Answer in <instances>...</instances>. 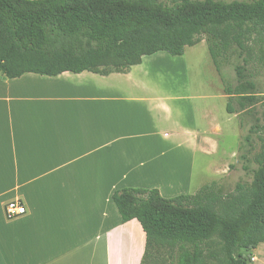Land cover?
<instances>
[{
  "label": "crops",
  "instance_id": "obj_1",
  "mask_svg": "<svg viewBox=\"0 0 264 264\" xmlns=\"http://www.w3.org/2000/svg\"><path fill=\"white\" fill-rule=\"evenodd\" d=\"M147 57L108 76L0 75V264H141L146 234L137 220L122 222L115 192L174 197L167 194L174 184L160 179L170 164L189 186L176 195H193L198 157L217 155L220 138L233 131L225 124L238 118L219 115L215 100L228 102L223 85L218 96L193 92L190 83L166 91L143 81ZM12 201L27 213L8 219Z\"/></svg>",
  "mask_w": 264,
  "mask_h": 264
},
{
  "label": "trees",
  "instance_id": "obj_2",
  "mask_svg": "<svg viewBox=\"0 0 264 264\" xmlns=\"http://www.w3.org/2000/svg\"><path fill=\"white\" fill-rule=\"evenodd\" d=\"M0 0V75L57 77L65 72L127 73L145 56H182L206 41L224 81L227 111L253 124L241 155L252 182L234 191L213 182L196 194L164 198L157 189L125 188L113 195L122 222L137 220L146 234L141 264L169 250L171 264H205L217 241L221 264H251L264 243V145L251 169L252 135L261 125L264 91L254 81L264 69V0ZM235 58L236 84L223 67ZM242 147V148H244ZM155 252V253H154ZM211 257H217L211 255Z\"/></svg>",
  "mask_w": 264,
  "mask_h": 264
},
{
  "label": "rangeland",
  "instance_id": "obj_3",
  "mask_svg": "<svg viewBox=\"0 0 264 264\" xmlns=\"http://www.w3.org/2000/svg\"><path fill=\"white\" fill-rule=\"evenodd\" d=\"M163 1L168 4H172V0ZM225 1L231 2L234 0ZM201 39L202 41L197 45L187 47L183 56H172L164 52L147 57L144 64L145 72L140 75V78L149 85L158 87L160 90L167 91L171 88H173V90H179L180 88L185 87L186 83H190L189 86L192 87L193 92L197 93L207 90L215 95H218L216 93H218V89L222 88V85L224 91V81L222 77L220 78V76L215 71L204 37ZM239 63L242 62L233 58L231 65H226L223 67L222 71L225 81L236 84V73L234 66ZM254 71L256 72L254 81L257 83L259 90L264 91V69L257 67L254 69ZM186 73L188 74L189 79L185 78ZM215 102L217 110H220L219 115L223 122L227 121L229 119L227 100L220 98L215 100ZM258 112L259 117L262 120L261 125L264 126V103L259 105ZM234 115H236L238 119L234 118L232 124H225L226 127H233V131L231 133L224 134V136L220 138L221 151L213 157H198V162L195 163L194 182H192L190 187V194H194L195 192L193 191L199 187H202L204 184L207 185L211 184L212 182H217L218 184L222 185L227 192L234 191L238 183L250 184L252 182V174L243 170L241 155L245 154L248 150V146H246V148L244 147L246 145L245 137L249 135V130L254 122L251 117L247 116L244 118L243 127H240L239 117L241 116H238L237 114ZM252 140L254 142V146L252 153L249 155V159L251 160L249 166L251 169H254L256 168L254 163L255 155L261 152L264 145V129H262L258 134L252 135ZM234 149L237 150V155H234V153L232 154ZM175 160L178 161L177 158H175ZM183 162H185V164L190 167V158L184 159ZM214 164L217 166H214ZM160 169H163L161 168V165ZM166 170L167 175L160 176V179H165L169 186L171 184L170 182H172L175 188L167 193L168 195L177 197V192L181 191L182 189L189 188L187 184H185V186L183 185L185 178L184 175L178 174L177 170L175 168H171L170 164ZM173 170L176 174L173 173ZM162 172H165V170L163 169ZM165 177H167L170 181ZM167 194L165 193V195ZM216 243L217 241L213 242L209 249H205V264H221L219 261L220 251ZM263 245L264 243L260 245L258 250H256L255 254L259 258V262L254 264H261L262 262L263 257L261 256V252L264 250ZM155 255L156 257L153 259L155 262L153 264H171L169 250L163 249L160 252H156ZM211 255H217L218 258L211 257ZM126 256L128 258V255ZM250 256H252V253Z\"/></svg>",
  "mask_w": 264,
  "mask_h": 264
},
{
  "label": "built area",
  "instance_id": "obj_4",
  "mask_svg": "<svg viewBox=\"0 0 264 264\" xmlns=\"http://www.w3.org/2000/svg\"><path fill=\"white\" fill-rule=\"evenodd\" d=\"M26 213V207L20 201H12L5 206V214L8 219H14Z\"/></svg>",
  "mask_w": 264,
  "mask_h": 264
}]
</instances>
